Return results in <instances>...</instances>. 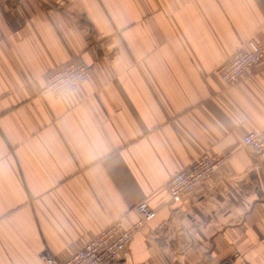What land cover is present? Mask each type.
Returning <instances> with one entry per match:
<instances>
[{
  "label": "crops",
  "instance_id": "obj_1",
  "mask_svg": "<svg viewBox=\"0 0 264 264\" xmlns=\"http://www.w3.org/2000/svg\"><path fill=\"white\" fill-rule=\"evenodd\" d=\"M249 40L264 0H0V264L65 261L141 201L155 218L110 264H264V160L243 143L264 133V61L216 73ZM79 62L84 83L44 93ZM225 153L171 202V177Z\"/></svg>",
  "mask_w": 264,
  "mask_h": 264
},
{
  "label": "built area",
  "instance_id": "obj_2",
  "mask_svg": "<svg viewBox=\"0 0 264 264\" xmlns=\"http://www.w3.org/2000/svg\"><path fill=\"white\" fill-rule=\"evenodd\" d=\"M247 48L239 50L231 59L220 66L216 73L226 87L239 83L249 70L264 61V42L249 40ZM91 75V67L84 62L72 63L49 77L44 93L61 97L84 83ZM245 146L250 147L256 157L264 160V133L249 132L243 139ZM233 154H204L194 160L188 169L176 173L167 183V191L172 203H180L182 199L193 193L197 187L212 179L232 160ZM137 212L141 220L134 227L126 229L120 221L112 223L89 240L85 246L73 253L67 260L58 261L53 255L44 253L41 259L46 264H110L122 253L126 252L135 237L142 233L148 223L156 215L147 201L138 202ZM170 221H163L155 230L161 232L169 228Z\"/></svg>",
  "mask_w": 264,
  "mask_h": 264
}]
</instances>
